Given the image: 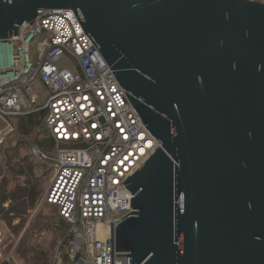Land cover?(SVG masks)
I'll use <instances>...</instances> for the list:
<instances>
[{
    "label": "water",
    "instance_id": "obj_1",
    "mask_svg": "<svg viewBox=\"0 0 264 264\" xmlns=\"http://www.w3.org/2000/svg\"><path fill=\"white\" fill-rule=\"evenodd\" d=\"M72 10L159 148L123 184L130 264H264V4L0 0V41Z\"/></svg>",
    "mask_w": 264,
    "mask_h": 264
},
{
    "label": "built area",
    "instance_id": "obj_2",
    "mask_svg": "<svg viewBox=\"0 0 264 264\" xmlns=\"http://www.w3.org/2000/svg\"><path fill=\"white\" fill-rule=\"evenodd\" d=\"M37 86L47 91L44 99ZM36 115H43L56 154L31 149L53 177L29 214L50 206L68 226L49 264H130V257H116L130 255L116 252V229L135 214L123 183L162 144L72 10L40 11L17 36L0 41V150L19 119ZM10 235L0 213V264H25Z\"/></svg>",
    "mask_w": 264,
    "mask_h": 264
},
{
    "label": "rangeland",
    "instance_id": "obj_3",
    "mask_svg": "<svg viewBox=\"0 0 264 264\" xmlns=\"http://www.w3.org/2000/svg\"><path fill=\"white\" fill-rule=\"evenodd\" d=\"M64 64L69 67L73 66L70 61H65ZM37 93L41 99L47 95V91L41 86H37ZM23 124V122H16L15 132L0 150V192L5 190L9 193L14 189L15 184H23L26 181L24 177H16L9 173L8 169L30 166L39 186V200L49 189L53 176L49 167L35 164L31 157V149L33 146H40L44 150H51V144H42L43 140H49L43 121L36 119L29 134L24 132ZM55 154L56 150L52 149L51 155L54 157ZM38 222L41 224V232L29 243L31 252L28 255H21L18 251L19 257L25 264H49L58 241L68 230V226L59 220L57 211L53 207L45 206L34 216L29 214L23 219L15 220L12 226H9L13 245L18 243L20 250L28 230Z\"/></svg>",
    "mask_w": 264,
    "mask_h": 264
},
{
    "label": "trees",
    "instance_id": "obj_4",
    "mask_svg": "<svg viewBox=\"0 0 264 264\" xmlns=\"http://www.w3.org/2000/svg\"><path fill=\"white\" fill-rule=\"evenodd\" d=\"M36 119L43 121L44 117L43 115H36L19 119L18 123L23 122L24 124L22 125V128L26 134H29ZM42 144H51V141L50 139H45L42 141ZM8 172L14 174L16 177L21 176L26 179L23 184H15L14 189L9 193H6L5 190H1L0 192V213L3 215L8 225L12 226L15 220L23 219L29 215L30 210L33 209L40 195L39 186L36 183L32 167L21 166L18 169H8ZM7 202L10 203V207L8 211H5L3 205ZM40 232L41 224L39 222L35 223L34 226L28 230V233L23 239L22 247L19 250L21 255H28L31 252L29 243L37 237Z\"/></svg>",
    "mask_w": 264,
    "mask_h": 264
}]
</instances>
